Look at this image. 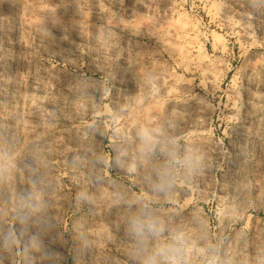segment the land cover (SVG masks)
Instances as JSON below:
<instances>
[{
    "label": "rangeland",
    "instance_id": "1",
    "mask_svg": "<svg viewBox=\"0 0 264 264\" xmlns=\"http://www.w3.org/2000/svg\"><path fill=\"white\" fill-rule=\"evenodd\" d=\"M141 212L264 264V0H0V264H139Z\"/></svg>",
    "mask_w": 264,
    "mask_h": 264
},
{
    "label": "clouds",
    "instance_id": "2",
    "mask_svg": "<svg viewBox=\"0 0 264 264\" xmlns=\"http://www.w3.org/2000/svg\"><path fill=\"white\" fill-rule=\"evenodd\" d=\"M138 138L140 150L144 154L150 155L156 147L152 132L147 128H141L138 132ZM163 151L173 157V162H179L172 152L166 148ZM185 162L190 163V158L186 157ZM154 187L161 192L172 187V176L167 167L157 171ZM164 230L162 223L146 212H141L139 216H134L129 220L128 232L140 245L137 255L139 264H189L190 245L185 233L175 230L170 232L167 238L161 239ZM149 237L158 241L154 247L145 246ZM9 240L10 237H5V243H8ZM208 264H215V261L209 260Z\"/></svg>",
    "mask_w": 264,
    "mask_h": 264
}]
</instances>
